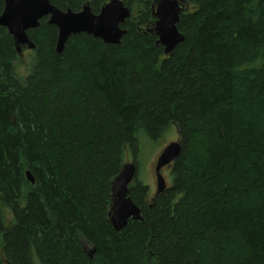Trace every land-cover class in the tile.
I'll use <instances>...</instances> for the list:
<instances>
[{"label":"trees","instance_id":"1","mask_svg":"<svg viewBox=\"0 0 264 264\" xmlns=\"http://www.w3.org/2000/svg\"><path fill=\"white\" fill-rule=\"evenodd\" d=\"M107 1L52 0L96 13ZM187 1L171 55L146 31L152 0H124L120 44L83 32L57 53L43 17L24 79L0 25V264H264V0ZM171 124L172 183L149 204L132 183L143 219L116 231L112 180L139 133Z\"/></svg>","mask_w":264,"mask_h":264},{"label":"water","instance_id":"2","mask_svg":"<svg viewBox=\"0 0 264 264\" xmlns=\"http://www.w3.org/2000/svg\"><path fill=\"white\" fill-rule=\"evenodd\" d=\"M187 0H152V13L155 17L146 31L156 33L157 42L164 46L166 55H171L176 46L184 41L185 35L178 28L181 14L188 8ZM132 14L130 6L124 0H108L98 13L89 3L74 11L61 9L52 0H4L0 13V25L11 34L16 50L21 53L23 45L34 49L35 44L28 35V30L39 26L40 19L48 17V23L57 26V53H62L67 40L77 34L87 33L100 38L105 43L120 44L127 29L124 23ZM181 152L180 140L171 141L157 158L155 173L157 192L167 188L163 168L170 166ZM137 173L135 161L125 162L119 174L112 180L109 220L116 231L122 230L130 219L142 220L141 208L130 196V185ZM28 179H35L30 170ZM94 252V250L92 251ZM93 253H90L92 257Z\"/></svg>","mask_w":264,"mask_h":264},{"label":"rangeland","instance_id":"3","mask_svg":"<svg viewBox=\"0 0 264 264\" xmlns=\"http://www.w3.org/2000/svg\"><path fill=\"white\" fill-rule=\"evenodd\" d=\"M141 7L135 10H140ZM133 17L138 16L137 12H133ZM35 62V51L34 49L23 47L19 57L16 60V72L17 75L24 79L28 74H30L32 67ZM178 139V130L174 124L169 126V129L165 131L160 137L156 139L149 138L145 132L138 134V151L136 156L134 155L132 149L129 147L126 155L127 161H136L138 166L137 177L138 180L147 184L149 187H154L155 185V163L160 155L161 151L171 142ZM163 175L166 178L167 185L172 183L171 167H165L163 169ZM2 213L4 215L5 225L10 227L14 222V215L12 211L2 206ZM91 252V247L88 249Z\"/></svg>","mask_w":264,"mask_h":264},{"label":"flooded vegetation","instance_id":"4","mask_svg":"<svg viewBox=\"0 0 264 264\" xmlns=\"http://www.w3.org/2000/svg\"><path fill=\"white\" fill-rule=\"evenodd\" d=\"M156 162H157V160H156ZM137 164V163H136ZM155 166H156V163H155ZM165 167H168V166H165ZM164 167V168H165ZM170 167H171V165H170ZM163 168V169H164ZM164 171V170H163ZM154 172H155V168H154ZM137 173H138V166H137ZM137 173H136V177H135V179H134V182H137V180H138V177H137ZM165 177V176H164ZM166 179V178H165ZM133 182V183H134ZM167 182V181H166ZM168 186V185H167ZM161 193V192H160ZM160 193H158L157 192V176H156V173H155V185H154V187L152 188V187H149V193H148V198H147V200H146V203L147 204H149L150 202L151 203H153L154 202V199L156 198V196L158 195V194H160Z\"/></svg>","mask_w":264,"mask_h":264},{"label":"bare ground","instance_id":"5","mask_svg":"<svg viewBox=\"0 0 264 264\" xmlns=\"http://www.w3.org/2000/svg\"><path fill=\"white\" fill-rule=\"evenodd\" d=\"M27 33H28V32H27ZM12 39H13V38H12ZM25 46H26V45H25ZM15 48H16V46H15ZM133 182H134V181H133ZM133 182H132V183H133Z\"/></svg>","mask_w":264,"mask_h":264}]
</instances>
